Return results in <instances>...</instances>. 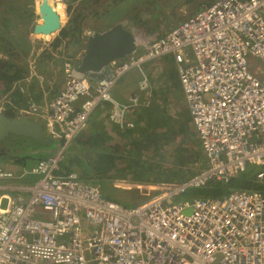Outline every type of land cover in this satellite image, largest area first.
<instances>
[{
	"label": "built area",
	"instance_id": "2783aa9c",
	"mask_svg": "<svg viewBox=\"0 0 264 264\" xmlns=\"http://www.w3.org/2000/svg\"><path fill=\"white\" fill-rule=\"evenodd\" d=\"M134 35L140 53L111 62L109 75L78 76L66 60L57 96L14 107L40 121L54 145L20 174L0 164V264H264V191L173 201L191 188L228 183L249 165L263 166L256 179L264 184V0H213L160 36ZM167 54L208 166L180 183L136 184L144 198L132 206L76 172L62 173L98 107L108 105L110 122L135 128L130 116L153 98L145 64ZM253 58L260 64L251 66ZM132 69L140 93L121 102L112 91ZM11 103L4 97L0 112Z\"/></svg>",
	"mask_w": 264,
	"mask_h": 264
},
{
	"label": "trees",
	"instance_id": "16d2710c",
	"mask_svg": "<svg viewBox=\"0 0 264 264\" xmlns=\"http://www.w3.org/2000/svg\"><path fill=\"white\" fill-rule=\"evenodd\" d=\"M58 2V7L64 6L61 0ZM17 3L18 1L14 0H0V101L8 96L11 102L13 101L14 103L15 101L8 94L17 82L24 81L29 76L30 71L28 67L15 66L16 61L11 60L13 57H18V51H21L17 43L22 44L23 48L25 47L24 43L27 42L28 44L27 37L24 36L25 33L17 31L21 36L16 37L15 34L11 33V30L18 26L17 20L25 18L30 20L34 16V14L29 13L28 6L25 11L19 13L17 11ZM71 31L72 27L61 30L64 35L70 34ZM139 50L140 48H137L136 51ZM5 56L9 58H5ZM1 63H4V66H1ZM14 103H11L6 111V114L11 117L17 116ZM138 114L139 118L137 117V129L135 131L129 128H121L109 120L110 123L107 122L113 125L114 128L108 129L109 127H107L106 122L99 118L93 119L90 127H88L89 132H85L86 127L70 146L72 147L71 152L65 156L64 161L61 163V172H76L82 181L95 186L108 183L104 176L107 177L106 175L113 170L117 173L112 178L125 179V176L131 174V176H134L133 179L138 181H146L145 179L155 181L158 178L154 176L159 174L163 177L165 173L163 163L155 162V158L158 154L163 155L169 147L173 148L171 155L174 158V164L177 166L192 162L195 159L192 158L194 154L196 158L201 155L200 144H195L192 135L187 137V130L172 129L171 117L166 122L164 118L167 115L165 109L160 110L158 107H147L146 109H142V112L140 111ZM180 132L183 135L182 138H180ZM184 136L186 137L185 139H190V142L196 146V149L190 151L189 154L186 153L187 150L183 146L184 144L180 142ZM116 140L121 144L119 148L113 145V142ZM52 146L53 141L51 140L49 143L43 144L35 142L31 138L11 135L5 140L0 141V162L5 163L12 160L17 164L25 166L31 161H37L46 157L48 149ZM76 147L78 148L77 151ZM113 149L115 153L111 151ZM118 158H128V165L116 170L117 163L115 161ZM101 163L103 166H99ZM254 172L253 168H247L245 172L228 183L211 182L204 189L191 188L192 190L189 189L190 191L188 190L185 194L188 193L190 196L216 197L236 189L264 191V184L257 181V172ZM137 194L139 197L135 201L142 199L139 192Z\"/></svg>",
	"mask_w": 264,
	"mask_h": 264
},
{
	"label": "rangeland",
	"instance_id": "374dc122",
	"mask_svg": "<svg viewBox=\"0 0 264 264\" xmlns=\"http://www.w3.org/2000/svg\"><path fill=\"white\" fill-rule=\"evenodd\" d=\"M18 1V12L21 13L25 11L27 6L29 7V13L34 14V16L28 20H17L18 26H16L14 29L11 30V33L16 37L21 36L17 33L19 31L20 33H25L24 36L27 37V42L24 43L25 47L23 48V45L18 44V48H20L21 53L23 54L25 50L29 48V44L31 43L33 47L29 49V66L31 63H33V68L35 69L37 65V61L39 56L38 53L40 52V49L44 47V40L53 38L55 36H59L61 30L64 28L66 29L68 26L67 19V13L65 6L58 7L57 4V10L59 9V13L62 16V28L60 31L56 32L54 35H44L41 37H34L33 34V28L35 24L40 21L39 14L37 12L38 7L36 4V0H14ZM60 1V0H58ZM213 0H89V8H86L85 13L87 17H85L86 24L90 25V28H95L98 24L96 23V20L102 21L103 25H108L111 22L110 19L114 16H118V19L126 28L129 30L139 34L143 38H150L154 36H160L170 30L171 28L175 27L179 23H181L185 18L203 7L207 6L209 3H211ZM59 3V2H58ZM37 7V8H36ZM70 15V13L68 14ZM84 16V14H83ZM30 41V43H29ZM23 42V41H22ZM22 48V49H21ZM33 51V52H32ZM19 56L13 57L11 60L20 61V51H18ZM135 54H138V51H136ZM41 56V55H40ZM172 54H167L165 56H162L158 58L157 60L147 62L145 64V68L147 73L150 76V80L152 81L154 91L152 94L151 104L149 105V108L154 107L157 105V103H160L162 107L165 109V112L167 115L164 117L166 122L170 120L171 117V127L172 129L179 128V130H187V137H190L192 135V138L195 141V144H200V156L196 158L195 154L192 155V158H195L192 162H188L186 165H175L174 164V158L171 155V152L173 151L172 147H169L165 150L163 155H157L155 158V162L163 163L164 166V176H160L159 174L154 176L158 179L155 181L150 179H145L146 181H153L155 184H161L165 182H183L186 179L192 177L194 173L196 174L197 171L200 169H204L208 166V161H203L204 156L202 155V149H201V142L199 139V135L196 129L195 124L193 123L192 116L190 113V110L188 108V103L186 101L180 79L179 83L177 78V83H175V86L171 88L170 92L163 93L161 88L157 89L159 84L161 83L160 78V72L156 71V67L158 68V65L154 67L152 64L159 63L163 68H167L169 70L170 74L176 75V68L177 66L175 63L172 62ZM16 58V59H15ZM251 66H256L260 64L258 59L253 58L252 59ZM149 64L153 68L149 70ZM139 72L138 69H132L129 71L126 75L129 73H135ZM64 72V70H63ZM62 72V73H63ZM140 80V79H139ZM139 90V89H138ZM137 93H140L137 92ZM163 93V94H162ZM145 108V107H144ZM140 113V112H139ZM137 123V122H136ZM89 125H87V129L85 132H89L88 128ZM137 129V126L131 130L135 131ZM190 135H189V134ZM182 133L180 132V138H182ZM186 137H183V140L180 141L183 146L186 148V153H190V151H193L196 149V146H194V143L190 142V139H185ZM54 145V142H53ZM113 145L117 148L120 147V143L118 141H114ZM133 146V145H131ZM71 148L66 152V155L71 152ZM194 148V149H193ZM77 151V147L75 148ZM115 149V148H114ZM114 149L111 150L114 152ZM82 152V151H80ZM115 153V152H114ZM193 154V152H192ZM127 157V156H125ZM139 160V159H138ZM11 161V160H9ZM137 161V159H135ZM189 161V160H188ZM36 161L29 162V165L35 163ZM117 168H124L128 165V158H118L116 161ZM0 164L4 165L7 169H10L14 171L16 174H20L23 171V165L17 164L15 162H0ZM103 164H99V166ZM248 168H253L254 173L258 172L259 170L263 169V166L258 165H249ZM122 172H124L122 170ZM114 170L112 172H109L107 177L104 176L105 180H107L108 183H102L98 184L100 187L103 195L105 197H109L115 201H119L123 203L125 206H130L131 204H134V201L139 197L137 192H139L138 189L135 188L136 184H143L140 182H133L135 181L134 176L129 174V176H125V179L122 178H112V176L116 174ZM126 175V174H125ZM113 176V177H114ZM147 183V182H145ZM208 186V185H207ZM206 186L198 187V190L204 189ZM133 189V190H132ZM135 189V190H134ZM192 190V189H190ZM189 190V191H190ZM158 191V190H157ZM155 191L154 193H156ZM140 193V192H139ZM196 197H202V196H190L187 194L181 195L179 197L174 198V202H185L186 200H193ZM144 198V197H142ZM86 256L90 258V253L87 252Z\"/></svg>",
	"mask_w": 264,
	"mask_h": 264
},
{
	"label": "crops",
	"instance_id": "0c3cea01",
	"mask_svg": "<svg viewBox=\"0 0 264 264\" xmlns=\"http://www.w3.org/2000/svg\"><path fill=\"white\" fill-rule=\"evenodd\" d=\"M61 2L65 6L67 19L69 20V17L71 16L70 20L68 21L69 23L67 29L72 27V31L67 35H64L62 32H60L59 36H55L50 39L45 38L46 40H44V47L40 49V52L38 53V60H35L37 61V65L35 67V73H37V76L33 74L34 70L31 71V67L28 63V56L30 53L29 49L33 47L30 41L29 48L25 50L23 54L20 51V61H16L15 66H20L23 68L28 67L30 74L24 81L17 82L12 88L11 92L8 94L10 98L15 101V103L13 101L12 103H14L17 107L25 106V104L27 105L29 102H36L38 105H43L45 104V102H48L49 100L57 96L65 83L63 72L65 61L71 60L74 66H77L78 64H80L81 58L84 56L88 49L87 40L90 34L94 33V31H105L117 23L122 24V22L119 21L118 16H114L109 21L111 23L105 26L102 24V21L96 20V23L98 25L95 28L91 29L90 25H87L85 21V17H87V15L85 14L87 13L86 8H89L90 5L89 0H61ZM69 13L70 15H68ZM139 51L138 54L140 53ZM5 58L9 57L5 56ZM172 62L175 63L173 57ZM152 65L154 67L158 65V68L156 67L155 69H157L156 71L160 72L161 83L159 84L157 89L161 88L164 94L170 92L172 86L174 87L175 83H177V80L179 83V73L177 71V68L176 75H172L169 73V70L167 68H163V66H161L159 63H154ZM153 66L151 67L149 64V70L153 68ZM140 77V74L136 71L135 73L131 72L128 75L123 76L118 81L117 85L113 88L112 92L115 98L121 102H127L131 95L139 92L138 82ZM175 77L177 78V80L175 79ZM94 79L97 80L96 78ZM107 106L108 105H103L95 110V112L89 119V127L93 119L99 118L100 120L107 123V127H109L108 129L114 128L113 125L109 124L110 122L108 121V118L106 116V109H108ZM156 107H158L160 110H164L160 103H157L155 108ZM146 108L147 107H141V110H138L136 112V115L130 116V119H136L137 121V117L139 115L138 113L140 111L142 112V109ZM202 155L204 156L203 161L207 160L203 150ZM7 162L13 161L11 160ZM196 173H198V171ZM133 182L153 183V181L138 180H133Z\"/></svg>",
	"mask_w": 264,
	"mask_h": 264
},
{
	"label": "water",
	"instance_id": "95a60500",
	"mask_svg": "<svg viewBox=\"0 0 264 264\" xmlns=\"http://www.w3.org/2000/svg\"><path fill=\"white\" fill-rule=\"evenodd\" d=\"M54 1H41L38 13L40 21L36 23L33 30L35 37L54 35L61 30L62 17L53 4ZM87 45L88 49L81 58L80 64L75 66L74 71L78 76L89 75L96 79H101L111 73V62L135 53L138 48L134 32L121 23L102 32L94 31L89 35ZM1 66H4V63H1ZM11 135L31 138L43 144L50 142L40 121L26 115L11 117L5 112H0V141Z\"/></svg>",
	"mask_w": 264,
	"mask_h": 264
},
{
	"label": "bare ground",
	"instance_id": "6f19581e",
	"mask_svg": "<svg viewBox=\"0 0 264 264\" xmlns=\"http://www.w3.org/2000/svg\"><path fill=\"white\" fill-rule=\"evenodd\" d=\"M41 1H42V0H36V4H37V7H38V10H37L38 13H39V5H40ZM53 4H54L55 7L57 8L58 0H55ZM37 7H36V8H37ZM58 12H59V9H58ZM61 17H62V16H61ZM39 19H40V18H39ZM35 25H36V24H35ZM33 30H34V28H33Z\"/></svg>",
	"mask_w": 264,
	"mask_h": 264
}]
</instances>
